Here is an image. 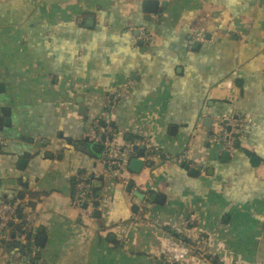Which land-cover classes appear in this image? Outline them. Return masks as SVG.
<instances>
[{
  "label": "crops",
  "instance_id": "obj_1",
  "mask_svg": "<svg viewBox=\"0 0 264 264\" xmlns=\"http://www.w3.org/2000/svg\"><path fill=\"white\" fill-rule=\"evenodd\" d=\"M230 111L227 153L210 130ZM102 112L108 175L83 138ZM0 134V202L36 221L0 264H204L200 235L211 264H264V0H0ZM139 139L157 155L120 153ZM85 171L104 175L91 216L71 204Z\"/></svg>",
  "mask_w": 264,
  "mask_h": 264
},
{
  "label": "built area",
  "instance_id": "obj_2",
  "mask_svg": "<svg viewBox=\"0 0 264 264\" xmlns=\"http://www.w3.org/2000/svg\"><path fill=\"white\" fill-rule=\"evenodd\" d=\"M151 33L141 29L139 35L133 40L134 42H148ZM204 36L201 32L194 33L195 40H203ZM125 86L123 90H126ZM112 103L115 104L121 97V91L112 93ZM109 112H102L101 115L93 122V125L86 129L83 138L92 143H101V136L106 134V129L101 126L102 123L107 124L110 121ZM244 119L236 111H230L222 116L213 118L210 130L211 140L221 146L222 150L232 153L235 150V144L238 143L244 134ZM3 139L0 134V145H3ZM136 145L142 146L145 150L147 158H153L157 155L148 140H137ZM108 154L117 152L118 149L109 147V142H105ZM107 154V155H108ZM106 158V159H105ZM106 167L104 174H111L113 169L121 166L120 160L110 157V154L104 156ZM97 176L95 171L81 172L76 176L71 204L79 209L84 215L91 216L96 196L92 188V181ZM24 209V208H23ZM21 208V201H4L0 202V244L10 242L12 240L24 243L26 235L31 232L35 226V217L30 213H25ZM193 217L189 218L187 224H192ZM193 255L204 264H211L212 258L208 250V239L205 236H198L189 243Z\"/></svg>",
  "mask_w": 264,
  "mask_h": 264
},
{
  "label": "water",
  "instance_id": "obj_3",
  "mask_svg": "<svg viewBox=\"0 0 264 264\" xmlns=\"http://www.w3.org/2000/svg\"><path fill=\"white\" fill-rule=\"evenodd\" d=\"M146 5H148V6H152V5H154V4H153L152 2H146ZM102 127H106V124H105V123H102ZM85 141H87V140H85ZM107 141L110 142V141H111V137H108L106 134H103V135L101 136V143H95V144H92V145H91V150H92L93 152H95V153H98V154L104 153V156H107V157H108V155H109L110 153L108 154V151H106V148H105V145H104L105 142H107ZM235 147L238 148V143L235 144ZM139 149H143V147H142V146H138V145H136V144H133V145L130 147V149H125V150L121 149V150H120V153H122V154L137 153V151H138ZM244 153H245V155H246L247 157H249V159H250V163L254 165V161H253L252 157H251L248 153H246V152H244ZM107 154H108V155H107ZM138 157H139V158H143V160L147 158V156L144 155V152H143V153H140ZM105 159H106V158H105ZM105 159H104V161H105ZM143 164H144V161H141L140 159H138V158H136V157H132V158H129V159H128V165H127V168H128V170H130V171H132V172H138L139 169L142 167ZM147 165H150V163H147ZM104 166L106 167V163L104 164ZM180 166H181V167H184V169H186L187 171H189V173H190L191 175H194V174H195V171H196V170H195V169H190V167H189L188 165H186L184 162H181V163H180ZM103 178H104V175L101 174V175L98 177V180H97V181H94V182L92 183V187H93L94 189H96V190H99V188L101 187V181L103 180ZM131 187H132V182L129 181V182L127 183V185H126V192H130ZM97 193H98V191L96 192V194H97ZM96 194H95V196L97 197ZM133 194H134L135 197H137L138 199H143V197H144L143 194H140V193H138V192H134ZM93 205H94V207L97 206L96 201L94 202ZM27 245H29V244H27Z\"/></svg>",
  "mask_w": 264,
  "mask_h": 264
}]
</instances>
